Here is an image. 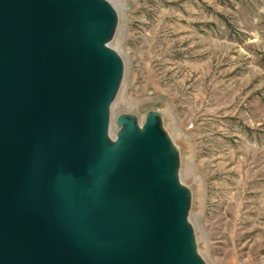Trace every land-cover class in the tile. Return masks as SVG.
<instances>
[{
  "label": "water",
  "instance_id": "1",
  "mask_svg": "<svg viewBox=\"0 0 264 264\" xmlns=\"http://www.w3.org/2000/svg\"><path fill=\"white\" fill-rule=\"evenodd\" d=\"M110 0H0V264H208L158 109L112 107Z\"/></svg>",
  "mask_w": 264,
  "mask_h": 264
},
{
  "label": "rangeland",
  "instance_id": "2",
  "mask_svg": "<svg viewBox=\"0 0 264 264\" xmlns=\"http://www.w3.org/2000/svg\"><path fill=\"white\" fill-rule=\"evenodd\" d=\"M126 72L112 107L158 109L208 264H264V0H113Z\"/></svg>",
  "mask_w": 264,
  "mask_h": 264
},
{
  "label": "bare ground",
  "instance_id": "3",
  "mask_svg": "<svg viewBox=\"0 0 264 264\" xmlns=\"http://www.w3.org/2000/svg\"><path fill=\"white\" fill-rule=\"evenodd\" d=\"M114 5H115V7L117 8V10H118V13H119V15H120V8L117 6V4L113 1V0H110ZM115 132V130H114V128H113V124H112V133H114Z\"/></svg>",
  "mask_w": 264,
  "mask_h": 264
}]
</instances>
